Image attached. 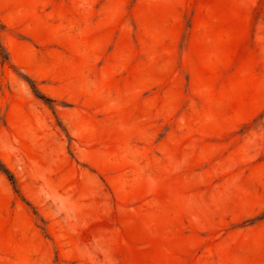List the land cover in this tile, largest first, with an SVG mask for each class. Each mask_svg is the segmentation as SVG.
<instances>
[{"label": "rangeland", "instance_id": "obj_1", "mask_svg": "<svg viewBox=\"0 0 264 264\" xmlns=\"http://www.w3.org/2000/svg\"><path fill=\"white\" fill-rule=\"evenodd\" d=\"M0 172V264H264V0H0Z\"/></svg>", "mask_w": 264, "mask_h": 264}, {"label": "crops", "instance_id": "obj_2", "mask_svg": "<svg viewBox=\"0 0 264 264\" xmlns=\"http://www.w3.org/2000/svg\"><path fill=\"white\" fill-rule=\"evenodd\" d=\"M3 175H2V173L0 172V205H1V201H2V191H3V183H2V177ZM9 189H7V191H8ZM7 191H5V193L7 192ZM8 193V192H7Z\"/></svg>", "mask_w": 264, "mask_h": 264}, {"label": "trees", "instance_id": "obj_3", "mask_svg": "<svg viewBox=\"0 0 264 264\" xmlns=\"http://www.w3.org/2000/svg\"><path fill=\"white\" fill-rule=\"evenodd\" d=\"M39 93V92H38ZM37 95H40V94H37ZM40 98H42V99H45V101H52L51 99H49V98H46L45 96H43V95H41V96H39ZM5 173H7L8 174V170H6L5 168H1ZM10 180L11 181H13V178L12 177H10Z\"/></svg>", "mask_w": 264, "mask_h": 264}]
</instances>
